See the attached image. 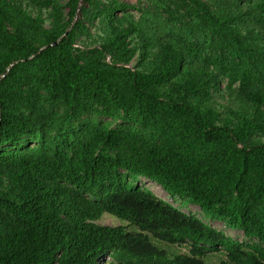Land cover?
Segmentation results:
<instances>
[{
	"label": "trees",
	"instance_id": "16d2710c",
	"mask_svg": "<svg viewBox=\"0 0 264 264\" xmlns=\"http://www.w3.org/2000/svg\"><path fill=\"white\" fill-rule=\"evenodd\" d=\"M154 3L0 0V264H264V0Z\"/></svg>",
	"mask_w": 264,
	"mask_h": 264
},
{
	"label": "rangeland",
	"instance_id": "374dc122",
	"mask_svg": "<svg viewBox=\"0 0 264 264\" xmlns=\"http://www.w3.org/2000/svg\"><path fill=\"white\" fill-rule=\"evenodd\" d=\"M103 2H105L106 0H101ZM124 3L130 4L133 7H135L134 10L131 11V15L133 17V19L136 22H140L141 18H142V14L143 12H145L146 10H151L154 11L155 10V3L154 0H120ZM65 4V2L63 3ZM65 13H67V10L64 11ZM35 15H37V13H34ZM42 18L45 20L46 22V27H50L51 26V19L49 18V14L48 12H44L42 14ZM83 18V14L82 12H80L79 14V19ZM108 35L106 32V28L105 25L101 23V21L96 22L93 26L91 25L90 27V31L88 32L87 35H83L81 37H79L78 40V48L81 49H86V48H94L95 46H100L103 42H105V40L107 39ZM137 61H134L131 63L130 67L134 68V66L136 65ZM225 87V84H223V88ZM221 95V94H220ZM220 95L217 96V100H221L220 99ZM224 101L225 99L221 100L220 102L222 103V105H224ZM141 184H145L149 189H151L157 196L168 200L170 203H172L174 206L180 208L182 211L188 213V214H194L196 215L198 218H200L201 220H203L204 222L208 223L209 225H211L212 227H214L215 229L224 232L225 234H227L229 237L240 241V242H245L246 238L243 234V232H240L238 230H233L228 228L224 223L219 222V221H215L212 220L210 218L205 217L202 209L198 206H186L183 205L182 200L180 199H172L171 197H169L167 195V193L162 189V187L154 182L148 181V180H144L140 182ZM99 225L102 226H109V227H119L124 225V223L122 221H120L119 219L110 216V215H105L101 221L98 222ZM177 251V249H176ZM180 251H184V250H180Z\"/></svg>",
	"mask_w": 264,
	"mask_h": 264
}]
</instances>
